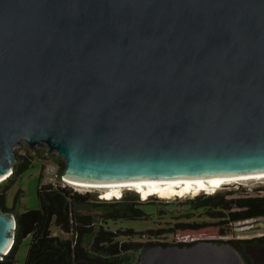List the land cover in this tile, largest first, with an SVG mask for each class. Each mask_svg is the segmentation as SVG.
<instances>
[{"label": "water", "instance_id": "95a60500", "mask_svg": "<svg viewBox=\"0 0 264 264\" xmlns=\"http://www.w3.org/2000/svg\"><path fill=\"white\" fill-rule=\"evenodd\" d=\"M20 146L87 186L264 177V0H0V179ZM15 226L0 210V261ZM136 264L245 261L200 241Z\"/></svg>", "mask_w": 264, "mask_h": 264}, {"label": "trees", "instance_id": "16d2710c", "mask_svg": "<svg viewBox=\"0 0 264 264\" xmlns=\"http://www.w3.org/2000/svg\"><path fill=\"white\" fill-rule=\"evenodd\" d=\"M36 156L38 154L32 155L28 151L24 155L15 151L14 170L0 185V210L10 212L16 220L14 244L0 264H14L21 241L29 235L32 239L24 264H133L130 253L141 251L145 247L169 245L188 247L200 241L228 243L239 252L245 264H254L247 248L249 246L264 248V235L248 239L233 238L227 241L217 239L233 235L235 223L263 218L264 195L241 196L233 199H227L226 194L223 193L196 196L190 200V203L196 208H210L209 216L218 220L177 223L173 228L177 237L172 244L119 243L113 239L117 237L115 233L103 230L101 224L106 221L135 220L141 216V211L137 207L140 200L132 193L125 194L124 198L104 200L97 199L90 192L82 194L66 185L53 187L41 184L39 181L37 188L39 208L28 209L17 215L14 209L5 206L6 190L9 183L32 166ZM55 161L59 162L57 159ZM64 168L65 164L61 163L62 174ZM21 196L22 192L16 195L15 204L19 202ZM233 209L235 210L232 211ZM53 226L61 233L72 237L54 235Z\"/></svg>", "mask_w": 264, "mask_h": 264}, {"label": "rangeland", "instance_id": "374dc122", "mask_svg": "<svg viewBox=\"0 0 264 264\" xmlns=\"http://www.w3.org/2000/svg\"><path fill=\"white\" fill-rule=\"evenodd\" d=\"M14 151H17L22 155H24L26 151L32 155L38 154L36 160L33 161L32 166L26 169L12 183H9V187L6 190L5 206L8 209H14V213L20 215L28 209L32 210L39 208L37 198L39 181L44 185L49 181V178L45 173L46 165L56 163L60 171L61 163H63V161L57 159L56 154L48 153L45 148H36L34 149V152H32L30 148L20 146L16 147ZM56 159L59 160V162L55 161ZM4 182L5 180L0 181V185ZM73 191L82 194L90 192L93 196H96L97 199H101L99 198V195H101L100 190L76 187ZM19 192H22V196L19 202L15 204V197ZM129 193L137 195L134 191L126 190L123 192L122 198H124L125 194L129 195ZM218 193L226 194L227 199L241 196L264 195V179L239 181L238 183L225 185L214 193V195ZM228 193L234 194L230 195ZM205 194L206 193L202 192L197 196ZM137 196L140 200L137 207L139 208V211H141V216L138 219L109 220L101 224L103 230L111 231L117 235V237L113 238L114 241H118L119 243L137 242L172 244V242L176 241L177 237L173 232V228L177 223H203L215 222L218 220L217 218L209 216L208 213L211 211L210 208H196L194 204L190 203V200L196 196H174L170 199H162L157 196H152L148 200H142L139 195ZM234 210L235 209L232 211ZM233 228V235L218 237L217 239L227 241L233 238L248 239L262 236L264 235V217L235 223ZM52 233L54 235H61L64 238L72 237V235L61 233L59 229L54 226L52 227ZM31 239L32 237L29 235L21 241L16 251V260L14 264L25 263ZM247 252L252 256L254 264H264V248L249 246ZM139 254L140 251L130 253L133 257V264H136Z\"/></svg>", "mask_w": 264, "mask_h": 264}, {"label": "bare ground", "instance_id": "6f19581e", "mask_svg": "<svg viewBox=\"0 0 264 264\" xmlns=\"http://www.w3.org/2000/svg\"><path fill=\"white\" fill-rule=\"evenodd\" d=\"M10 173L0 181L6 179ZM260 180V178H249L241 180H229V181H207V182H193V183H167V184H151V185H134V186H120V187H111V186H87L83 184H76L68 180L67 183L78 187V188H92L101 191V199L113 200L118 199L122 196L123 192L126 190H131L137 194H141V199H149L150 196H157L162 199H170L174 196L185 197V196H197L200 193L204 192L206 194H214L221 187L225 185H230L232 183H238L239 181H251V180ZM8 254V253H7Z\"/></svg>", "mask_w": 264, "mask_h": 264}, {"label": "built area", "instance_id": "2783aa9c", "mask_svg": "<svg viewBox=\"0 0 264 264\" xmlns=\"http://www.w3.org/2000/svg\"><path fill=\"white\" fill-rule=\"evenodd\" d=\"M45 173L49 178L48 185H52L53 187H57L60 185H66L71 188H76L67 183V179L63 176V174L59 171V168L56 163H50L45 167ZM101 195L99 196V198Z\"/></svg>", "mask_w": 264, "mask_h": 264}, {"label": "clouds", "instance_id": "9594fccd", "mask_svg": "<svg viewBox=\"0 0 264 264\" xmlns=\"http://www.w3.org/2000/svg\"><path fill=\"white\" fill-rule=\"evenodd\" d=\"M203 193H204V192H203ZM137 195H139L140 198L142 197L141 194H139V193H138ZM99 196H100V195H99ZM121 197H122V196H121ZM121 197H119L118 199H120ZM150 197H152V195H151ZM177 197H178V196H177ZM100 198H101V197H100ZM143 200H144V199H143ZM145 200H146V199H145Z\"/></svg>", "mask_w": 264, "mask_h": 264}]
</instances>
